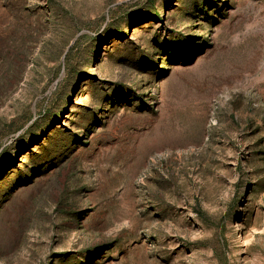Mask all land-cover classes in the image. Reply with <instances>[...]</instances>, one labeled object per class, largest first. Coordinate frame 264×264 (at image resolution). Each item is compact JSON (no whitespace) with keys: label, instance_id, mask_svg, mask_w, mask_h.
<instances>
[{"label":"rangeland","instance_id":"374dc122","mask_svg":"<svg viewBox=\"0 0 264 264\" xmlns=\"http://www.w3.org/2000/svg\"><path fill=\"white\" fill-rule=\"evenodd\" d=\"M0 264H264V0H0Z\"/></svg>","mask_w":264,"mask_h":264}]
</instances>
